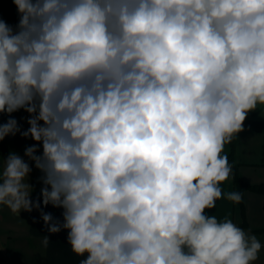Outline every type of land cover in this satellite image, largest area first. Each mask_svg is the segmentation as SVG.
<instances>
[{
  "label": "clouds",
  "instance_id": "1",
  "mask_svg": "<svg viewBox=\"0 0 264 264\" xmlns=\"http://www.w3.org/2000/svg\"><path fill=\"white\" fill-rule=\"evenodd\" d=\"M12 3L0 113L27 112L21 135L42 145L24 155L63 209L41 211L47 231L67 230L80 264H254L260 240L206 210L233 175L225 145L264 106V0ZM18 132L10 118L0 141ZM0 161V206L40 210L29 163Z\"/></svg>",
  "mask_w": 264,
  "mask_h": 264
},
{
  "label": "crops",
  "instance_id": "2",
  "mask_svg": "<svg viewBox=\"0 0 264 264\" xmlns=\"http://www.w3.org/2000/svg\"><path fill=\"white\" fill-rule=\"evenodd\" d=\"M248 116L255 120H264V106H258L256 110L248 113ZM263 143L264 133L257 130L250 123H244V131L238 133L236 136V155L235 163L238 164L239 170L251 169L257 166H264L262 163L263 157ZM230 146L225 145L224 153L228 156L229 161ZM246 165V166H243ZM246 174L245 172H243ZM247 176V177H246ZM262 178L250 179L248 175H244L243 179L250 184L264 183V168L261 172ZM222 190V197L216 201V206L213 209H207L206 214L215 216L219 221L225 219L232 220L235 224L245 230L249 235H255L260 240L262 247H264V196L256 190L246 189L240 192L234 184L232 176L230 179L220 184ZM240 192L242 201L234 203L227 199L230 192ZM42 205V203H41ZM41 209H34V223L33 229L34 238L38 239L41 244L36 248L39 250L41 260L30 261L25 264H80V261L86 256H77L71 250V246L67 242V230H62L57 234H50L41 218ZM254 212L255 215L252 213ZM55 221L63 223V209L50 210ZM60 215V216H59ZM48 236L49 241L47 245L44 244L45 237ZM264 255L259 253L258 259L254 264H264Z\"/></svg>",
  "mask_w": 264,
  "mask_h": 264
},
{
  "label": "rangeland",
  "instance_id": "3",
  "mask_svg": "<svg viewBox=\"0 0 264 264\" xmlns=\"http://www.w3.org/2000/svg\"><path fill=\"white\" fill-rule=\"evenodd\" d=\"M0 18L13 27L17 25L19 16L12 0H0ZM10 118L16 119L20 132L16 133L14 136L9 135L3 141H0V155L6 159L10 152H15L29 163L32 169L28 180L33 187L31 199L42 203L41 189L44 185L41 181V177L43 173L36 169L34 162L29 161L28 157L24 155L25 149L33 145L39 148L36 154L41 155L42 145H38L31 137L25 138L21 135L22 132L27 131L30 127L27 123L30 115L27 112L20 109L10 115L7 113H0V124L7 123ZM0 163H2V161H0ZM244 168L246 167L241 166L242 170H239V175L242 178L244 175H248L250 179L262 178L261 172L264 166L261 165V167L257 166L251 169ZM52 209L57 210V208L53 207L51 204L47 206L41 205V211L44 213H50ZM251 213L253 218L255 214L254 212ZM33 223L34 210L32 212L22 211L17 215L12 213L7 206H0V264H25L30 261L36 263V261L41 260L39 256L37 259L35 256L36 253L39 255V250L36 252V248L40 246L41 242L34 238L32 234L34 233V229L32 228ZM261 253L264 255V247L261 248Z\"/></svg>",
  "mask_w": 264,
  "mask_h": 264
},
{
  "label": "trees",
  "instance_id": "4",
  "mask_svg": "<svg viewBox=\"0 0 264 264\" xmlns=\"http://www.w3.org/2000/svg\"><path fill=\"white\" fill-rule=\"evenodd\" d=\"M244 123H250L253 125L257 130L264 133V120H255L249 116H247ZM230 146V153H229V163L232 165L233 169V181L235 186L240 192H243L246 189L256 190L263 194L264 196V183L261 184H250L246 182L240 175H239V168L238 164L235 163V155H236V137L233 139ZM262 163L264 164V143H263V157Z\"/></svg>",
  "mask_w": 264,
  "mask_h": 264
}]
</instances>
